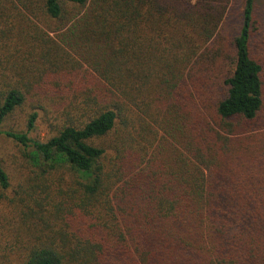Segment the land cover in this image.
Returning <instances> with one entry per match:
<instances>
[{
  "label": "trees",
  "instance_id": "trees-1",
  "mask_svg": "<svg viewBox=\"0 0 264 264\" xmlns=\"http://www.w3.org/2000/svg\"><path fill=\"white\" fill-rule=\"evenodd\" d=\"M239 2L0 0V264H264V23L242 0L226 37Z\"/></svg>",
  "mask_w": 264,
  "mask_h": 264
},
{
  "label": "rangeland",
  "instance_id": "rangeland-1",
  "mask_svg": "<svg viewBox=\"0 0 264 264\" xmlns=\"http://www.w3.org/2000/svg\"><path fill=\"white\" fill-rule=\"evenodd\" d=\"M257 4V10L260 12L262 11L263 13V23H264V0H256ZM242 9V0H240L239 3H230L229 6L227 7L226 11V21L224 23V35L227 37H230L236 32V28L238 25V16L241 13ZM264 30V26L262 27ZM28 112L27 109L24 110H19L12 117H10L5 125L3 130H20L24 131V119L26 117V113ZM30 138L43 141L46 138V131L45 128L43 127L42 121L38 120L35 124V128L30 132L29 134ZM14 149V145L5 137L0 136V153L4 156L7 157L8 155H11ZM8 154V155H6Z\"/></svg>",
  "mask_w": 264,
  "mask_h": 264
}]
</instances>
